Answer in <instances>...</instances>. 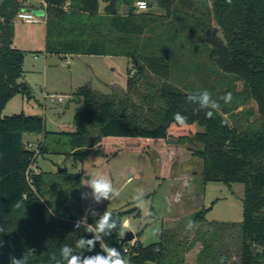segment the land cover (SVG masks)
I'll return each mask as SVG.
<instances>
[{
    "label": "trees",
    "instance_id": "obj_1",
    "mask_svg": "<svg viewBox=\"0 0 264 264\" xmlns=\"http://www.w3.org/2000/svg\"><path fill=\"white\" fill-rule=\"evenodd\" d=\"M43 1L47 53L123 56L133 63L135 72L128 70L124 90L109 94L80 86L74 94L83 109L75 114L72 132H48L44 118L35 114L3 115L12 97L32 95L23 80L27 51L13 46L15 19L27 6L20 0H0V264H10L11 257L23 255L28 256L27 264H56L65 245L83 257L106 256L102 241L120 250L129 264H184L186 252L198 242L202 244L199 261L216 258L223 229L201 228L191 239H175L162 231L160 240L148 245L142 244L138 232L133 244L122 243L129 209L111 213L118 221L117 229L109 236L99 234L91 251L77 248L79 238H94L96 234L86 232L85 226L94 225L102 215H86L85 224L81 209L68 212L64 202L54 201L49 192L68 185L67 196L76 199L79 176L69 175L66 168L54 175L31 172L47 150V137L57 135L69 154L78 158L83 154L76 151L102 140H136L140 143L136 149H161L165 177L171 159L185 160L188 155L184 153L189 152L203 160L204 185L244 184L239 264H264V0H232L230 4L226 0H146L152 5L140 12L135 6L138 0ZM122 3L127 6L126 14L119 11ZM154 6L161 13H154ZM213 19L220 26L217 38L227 45L231 59L220 66L216 58L219 70L213 72L218 77L214 82L207 75L212 72H200L198 85L183 83L184 73L199 74V66H190L188 61L197 59L201 44H210L206 30L213 34ZM236 82L241 83L239 90ZM205 90L216 94L220 105L212 117L206 115L208 109L188 101L189 94ZM226 93L232 95L229 103L220 99ZM250 103L253 108L245 107ZM241 106L245 108L237 113ZM176 113L186 117L183 124L174 119ZM28 133L43 134L39 152L25 146ZM187 140L199 146L184 147ZM211 208L194 213L191 225L203 226ZM139 216L137 212L135 217ZM78 221L80 228H76ZM53 256L56 260H51ZM221 257L226 264L228 253Z\"/></svg>",
    "mask_w": 264,
    "mask_h": 264
},
{
    "label": "rangeland",
    "instance_id": "obj_2",
    "mask_svg": "<svg viewBox=\"0 0 264 264\" xmlns=\"http://www.w3.org/2000/svg\"><path fill=\"white\" fill-rule=\"evenodd\" d=\"M30 3L40 8L39 0H30ZM151 10L161 13L156 6ZM119 11L126 14L127 6L120 4ZM38 16L37 23H28L16 17L13 42L15 47L27 51L23 79L29 84L32 96L28 98L21 94L15 95L6 104L3 115L21 112L35 114L44 118L48 132H72L75 131V114L83 109L82 101L74 94L76 90L84 84L102 93H108L107 84H116L125 89L128 69L130 68V74H133L135 68L133 63L123 56L77 55L66 59H61L55 54L45 56V18ZM212 28L213 34L220 37V26L214 19ZM35 55H38V60ZM197 56V59L187 61L190 66H199V74L196 75L193 71L184 73L181 76L182 82L198 85L200 72H212L207 74L211 83L218 79H215L216 75L213 74L215 69L219 70L216 63L218 54L213 46L201 44ZM235 85L238 90L241 88L240 82ZM228 86L224 85L221 90L227 89ZM49 94H66L68 97L63 102H57L51 101ZM214 95L212 99L217 100ZM134 99L140 102L136 95ZM253 106L254 104L250 103L245 107ZM245 107H239L236 112ZM254 117L255 115L251 119ZM65 125H71L73 129H65ZM197 130L201 131L202 128L198 126ZM24 142L25 146L39 152L40 144L44 142L43 134L28 133ZM138 144L140 143L136 140L111 143L102 140L95 145L80 148V151L76 152L82 153L83 156L78 158L69 154L68 148L64 147L58 135L48 136L47 150L39 155L31 172L42 171L54 175L59 169L66 168L69 175L79 176V197L75 199V196H67V184L66 187H60L56 193L54 189H50L49 197L53 196L56 202H64L70 213H76V208L81 209L84 214L83 222L85 216L93 212L102 215L105 211L112 213L116 210H131L126 218L130 222L125 224L124 233L133 231L136 236L141 232L139 237L143 245L159 241V233L162 231H167L175 239L180 236L191 239L201 228H215L217 231L223 229V232H220L222 235L215 259L211 260L210 257L206 261H199L198 254L202 250V244L198 242L186 252L184 264H224L223 257L218 259V256L224 255L225 251L229 255L226 264H239V224L243 219L244 184L233 183L228 186L220 182H208L204 185L203 160L199 156L190 155L189 152L184 153L188 155L185 160L171 159L168 176L165 177L161 149L140 150L136 149ZM196 145L199 146L189 140L183 144L184 147ZM179 146L182 145L179 143ZM98 175L107 176L119 195L111 200L101 198L97 202L92 189L85 183ZM138 190L143 192L142 202L137 200ZM74 200L75 206L72 207L71 202ZM210 206L212 208L205 215V225L189 227L193 214ZM137 212H140L139 217H135ZM130 242L133 244L135 240Z\"/></svg>",
    "mask_w": 264,
    "mask_h": 264
},
{
    "label": "clouds",
    "instance_id": "obj_3",
    "mask_svg": "<svg viewBox=\"0 0 264 264\" xmlns=\"http://www.w3.org/2000/svg\"><path fill=\"white\" fill-rule=\"evenodd\" d=\"M232 0H226V3H231ZM147 6L146 4L144 5ZM222 99L225 103L231 102L232 95L231 93H226L222 96ZM188 101L190 103L197 104L200 109H208L206 115L212 117L213 110H216L220 107L219 103L216 100L212 99L211 94L208 91H200L198 93L189 94ZM174 119L183 124L186 121L180 113L174 114ZM85 185L92 189V193L97 202L103 198L104 200H111L115 196L119 195V192L114 187L112 181L104 175H98L90 178ZM143 192L138 190L137 200L141 201ZM93 216L96 215L95 212L92 213ZM86 224V221L84 222ZM81 222L76 223V228H80ZM192 225L190 224L189 227ZM118 227V221L113 219L111 213L105 211L100 219L93 224H86L85 231L93 232L96 235L91 240H85L83 237L79 238L76 242V247L82 250L91 251L95 245L96 240L100 239L99 234L104 236H109L113 233ZM3 246L2 241H0V247ZM101 248L107 253L106 256L97 254L95 256L83 257L81 254H73V248L65 245L60 251V259L56 260V257H51V260H56V264H129V261L124 258L120 250H117L115 247L107 246L103 241L101 242ZM33 251H35L33 249ZM28 256L23 255L21 258L11 257L10 264H27Z\"/></svg>",
    "mask_w": 264,
    "mask_h": 264
},
{
    "label": "water",
    "instance_id": "obj_4",
    "mask_svg": "<svg viewBox=\"0 0 264 264\" xmlns=\"http://www.w3.org/2000/svg\"><path fill=\"white\" fill-rule=\"evenodd\" d=\"M151 3H149V7H151ZM206 39L207 41L213 45L214 47H216L217 52H218V57H217V63L220 66H225L228 64V62L231 59V53L229 48L227 47V45L221 41L220 39H218L216 36H214V34H212V32L210 31V29L206 30ZM63 169H59V172H62ZM135 234L133 231H127L124 233L123 237L121 238V242H130L135 240Z\"/></svg>",
    "mask_w": 264,
    "mask_h": 264
},
{
    "label": "crops",
    "instance_id": "obj_5",
    "mask_svg": "<svg viewBox=\"0 0 264 264\" xmlns=\"http://www.w3.org/2000/svg\"><path fill=\"white\" fill-rule=\"evenodd\" d=\"M21 2H23L27 7L25 8V10L27 11H32L34 13H36L37 15H41L45 18V4H44V1L43 0H39L40 2V8H36L33 4L30 3V0H20ZM138 11H144V10H138ZM29 23V22H28ZM14 42V41H13ZM14 46V45H13ZM15 47V46H14ZM17 48V47H16ZM47 55H52L51 53H45V56ZM56 55V54H55ZM59 58L61 59H66L68 57H73V56H77V55H66V56H61V55H58ZM100 56H103V55H100ZM35 59H39L38 55H35ZM130 69V68H129ZM128 69V70H129ZM24 73H25V68H24ZM24 80V79H23ZM25 81V80H24ZM84 85H88V84H84ZM107 87H108V93H103V94H109L111 93L114 89H117V90H124L122 87H120L119 85H116V84H107ZM96 90V89H95ZM100 92V91H99ZM102 93V92H101ZM65 129H68V130H72L73 127L71 125H65L64 127ZM129 219H126V221L124 222L123 226H125V224H129ZM124 228V227H123ZM137 238V237H136ZM140 239V237H139Z\"/></svg>",
    "mask_w": 264,
    "mask_h": 264
},
{
    "label": "built area",
    "instance_id": "obj_6",
    "mask_svg": "<svg viewBox=\"0 0 264 264\" xmlns=\"http://www.w3.org/2000/svg\"><path fill=\"white\" fill-rule=\"evenodd\" d=\"M145 4L147 5L146 7L144 6ZM135 6L137 7L138 10H146L149 7V2H147L146 0H138V1H136ZM17 17L19 19H21L25 22H29V23L39 22V16L36 13H34L32 11H27L25 9L19 11L17 14ZM48 97L51 101L63 102L64 99L68 97V95H66V94H49Z\"/></svg>",
    "mask_w": 264,
    "mask_h": 264
}]
</instances>
